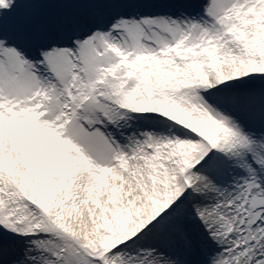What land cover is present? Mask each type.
Instances as JSON below:
<instances>
[{
  "label": "snow or ice",
  "instance_id": "obj_1",
  "mask_svg": "<svg viewBox=\"0 0 264 264\" xmlns=\"http://www.w3.org/2000/svg\"><path fill=\"white\" fill-rule=\"evenodd\" d=\"M0 264H264V0H0Z\"/></svg>",
  "mask_w": 264,
  "mask_h": 264
}]
</instances>
